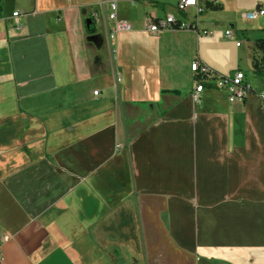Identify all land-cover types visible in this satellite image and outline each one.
<instances>
[{
    "label": "crops",
    "instance_id": "obj_1",
    "mask_svg": "<svg viewBox=\"0 0 264 264\" xmlns=\"http://www.w3.org/2000/svg\"><path fill=\"white\" fill-rule=\"evenodd\" d=\"M102 1L0 0V264H264V0H117L114 40Z\"/></svg>",
    "mask_w": 264,
    "mask_h": 264
},
{
    "label": "built area",
    "instance_id": "obj_2",
    "mask_svg": "<svg viewBox=\"0 0 264 264\" xmlns=\"http://www.w3.org/2000/svg\"><path fill=\"white\" fill-rule=\"evenodd\" d=\"M135 1V0H130ZM215 0H180L178 4V9L182 13H189L190 9H194L196 12V17L194 21L188 22L185 20H178L174 16H167L162 20H147L146 29L148 31L158 33L162 30L176 29V30H190L194 29L197 25L199 15L203 13L209 4H213ZM102 11L107 14L109 26V39L114 40L116 35L122 31L131 30L132 26L129 22L119 18L118 16V2L117 0L107 1L104 0L99 6ZM20 11H15L14 16H19ZM259 15H264V9L260 8L256 11L249 12L246 17L249 19H255ZM91 19L94 23H98L101 20L99 13L96 11L91 15ZM205 34H210L209 31H204ZM226 36L229 38H234V32L232 30L226 31ZM238 45L241 44L240 41L237 42ZM192 70L198 75L197 87L194 93L195 101H200V94L206 88V83L210 82L213 86L218 89L224 90L228 99L231 103H243L245 99L252 93H256L253 85L247 81L246 73L243 70H237L234 73L222 74L218 73L205 63L195 60L192 63ZM99 91H95L98 94ZM262 106L264 108V90L257 92Z\"/></svg>",
    "mask_w": 264,
    "mask_h": 264
},
{
    "label": "trees",
    "instance_id": "obj_3",
    "mask_svg": "<svg viewBox=\"0 0 264 264\" xmlns=\"http://www.w3.org/2000/svg\"><path fill=\"white\" fill-rule=\"evenodd\" d=\"M88 31H89V33L91 34V36L95 40L98 39V36L96 35L97 29H96L95 24H94L93 21H92V23L90 25H88ZM259 43L263 45L264 41L260 40ZM253 65H254V69H255L256 72H258V73H262L263 72V70H264V61H263L262 57H260L259 55L255 54ZM163 91L164 92H169L170 91V92H173V93L181 94V91L177 90V89H174V90H166L165 89Z\"/></svg>",
    "mask_w": 264,
    "mask_h": 264
},
{
    "label": "water",
    "instance_id": "obj_4",
    "mask_svg": "<svg viewBox=\"0 0 264 264\" xmlns=\"http://www.w3.org/2000/svg\"><path fill=\"white\" fill-rule=\"evenodd\" d=\"M91 23H92V20L91 19H88L87 20V25H90ZM90 39L95 41V39L92 36L90 37Z\"/></svg>",
    "mask_w": 264,
    "mask_h": 264
},
{
    "label": "rangeland",
    "instance_id": "obj_5",
    "mask_svg": "<svg viewBox=\"0 0 264 264\" xmlns=\"http://www.w3.org/2000/svg\"><path fill=\"white\" fill-rule=\"evenodd\" d=\"M258 76H261V75H258Z\"/></svg>",
    "mask_w": 264,
    "mask_h": 264
}]
</instances>
